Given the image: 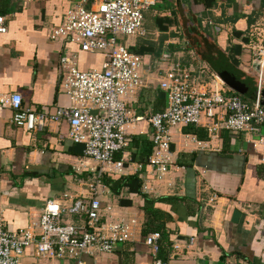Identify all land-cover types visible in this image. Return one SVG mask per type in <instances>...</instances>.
Returning a JSON list of instances; mask_svg holds the SVG:
<instances>
[{"label":"crops","instance_id":"crops-1","mask_svg":"<svg viewBox=\"0 0 264 264\" xmlns=\"http://www.w3.org/2000/svg\"><path fill=\"white\" fill-rule=\"evenodd\" d=\"M79 1L0 0V14L7 23V31L0 33V94L19 92L25 108L48 118L42 129L28 130L12 121V109L0 112V219L11 231L32 226L38 232L48 200L68 206L77 198H88L89 182L102 169L86 157L84 144L70 138L69 122L53 119L58 108L73 104L62 87L61 57H72L84 71L99 69L103 62L101 53L51 37L53 28L64 22L67 10ZM159 3L152 7V14L148 12L152 8L145 13V35L130 36L132 41L124 42L136 52L139 37L151 33L147 28L152 19L165 21L167 30H154L155 40L167 36L164 53L143 55L149 58L145 71L153 86L146 88L147 95L153 92L154 96L160 88L152 70H161L164 63L169 68L183 62L204 82L221 76L229 93L252 102L235 86H252L257 75L253 44L259 39L250 37V32L263 36L264 0H216L211 8L195 0ZM152 104L148 96H139L130 109L142 116L153 111ZM184 128L171 129L174 163L164 175L151 165L140 170L145 192L152 198H169L157 204L167 216L171 241L164 255L166 264H264V142L258 141L264 127L256 135L226 133L208 140ZM149 130L146 120L138 121L132 136L148 135ZM118 156L128 160L127 171L135 173L132 150L128 147ZM101 198L112 207V219L136 218L139 226L133 238L115 251L83 254L86 264H158L159 254H154L143 234V197L136 195L133 205L120 206L109 189ZM65 220L82 223L76 216ZM70 263L40 256L29 246L19 264Z\"/></svg>","mask_w":264,"mask_h":264},{"label":"built area","instance_id":"built-area-1","mask_svg":"<svg viewBox=\"0 0 264 264\" xmlns=\"http://www.w3.org/2000/svg\"><path fill=\"white\" fill-rule=\"evenodd\" d=\"M159 2L80 0L67 10L64 22L53 28L51 37L54 40L75 42L83 51L103 54L101 67L88 71L80 70L72 57H61L62 87L73 104L58 108L53 116L54 120L69 122L70 138L84 144L86 157L94 159L102 169L96 179L89 182L88 198H77L68 206L55 199L48 200L40 214L38 232L32 226L11 231L1 218L0 264H19L29 246H34L40 256L67 260L70 264H86L83 254L113 252L133 238L139 221L136 218L130 221L112 219V207L105 205L101 197L109 190L103 182L104 168L114 174L130 172L126 168L128 160L117 159L116 155L128 149L138 121L146 120L149 124L148 137L153 152L148 165L156 167L162 175L174 163L173 127L200 126L207 130L210 139L226 133L256 135L261 132L264 127L261 103L264 29L262 38L250 32V37L259 39L253 44L254 58L259 63L255 101L229 94L219 75L204 82L196 72L193 74L191 69L173 63L159 80V87L165 94L164 109L142 116L130 109L134 95L150 83L147 82L144 56L132 51L121 37L145 35V13ZM6 31V17L0 14V33ZM7 108L13 111L12 121L28 130L42 129L48 121L45 113L25 108L19 92L0 94V112ZM258 141L264 142V134ZM135 166V172L144 167L139 162ZM66 216L79 217L82 223L69 222ZM161 238L160 231L145 237L155 255L160 252ZM156 262L166 264L161 258Z\"/></svg>","mask_w":264,"mask_h":264},{"label":"trees","instance_id":"trees-1","mask_svg":"<svg viewBox=\"0 0 264 264\" xmlns=\"http://www.w3.org/2000/svg\"><path fill=\"white\" fill-rule=\"evenodd\" d=\"M197 3H203L207 8H211L216 5V0H195ZM165 21L160 17H155L152 22L148 25L147 30L151 31L147 37H139L136 41L137 45L134 46L133 50L142 55H151L153 57H159L163 54L164 43L167 36H161L159 40H155L156 37L154 30L159 28L160 30H167V26L164 24ZM171 21H169L170 23ZM147 27V26H146ZM182 67H187L183 62L180 64ZM191 69L189 66L187 67ZM166 70V69H165ZM192 70V69H191ZM165 73V72H164ZM192 73L195 72L192 70ZM150 85V84H149ZM147 88H153V86H148ZM156 89V88H155ZM160 93V95H159ZM148 94L147 90L141 91L139 93L140 99L142 97L149 98V102L152 101L153 111L163 110L165 107V94L162 89L156 90L154 96ZM229 94H236L241 96L244 100L248 101L245 96L238 93L232 92ZM154 97V100L152 98ZM250 102V101H249ZM150 104V103H149ZM184 130L186 132L195 133L202 140H208L209 135L205 128L198 127L194 125L185 126ZM131 141L129 145V150H132V161L142 163L144 166L148 165L149 158L153 152V144L148 135L137 134L131 136ZM120 155V154H119ZM122 155V153H121ZM121 158L120 156L117 159ZM103 182L109 187L112 194L117 199V203L120 206H131L133 205V198L136 195H141L144 199V204L141 207L145 212V223L143 228V234L145 237L154 231H160L162 234L161 238V248L159 252V257L163 261L168 259L164 256L168 252V248L171 245L169 234L166 232V218L167 216L163 213V210L157 207V204L162 201H168L169 198H152L149 193L143 190L144 179L140 172L129 173V174H114L106 172L103 174Z\"/></svg>","mask_w":264,"mask_h":264},{"label":"rangeland","instance_id":"rangeland-1","mask_svg":"<svg viewBox=\"0 0 264 264\" xmlns=\"http://www.w3.org/2000/svg\"><path fill=\"white\" fill-rule=\"evenodd\" d=\"M167 2H168V0H160V3H159V5H163V4H167ZM155 11V8H152V9H150L148 12H149V14H152L153 12ZM132 37H130V36H124V37H121V40L122 41H124V42H126L127 43V40L128 41H132ZM150 62H149V58L148 57H146V56H144V65L145 66H147L148 64H149ZM166 63H164V65L162 66V68H161V70L160 69H158V70H152L153 72V74H155V76L157 77V80L159 81L161 78H162V72L167 68L166 67V65H165ZM152 74V76H154ZM144 90H146V88H144V89H142V91H144ZM139 93H140V91H138L135 95H134V97L136 98V100H139ZM129 98V97H128ZM127 98V99H128Z\"/></svg>","mask_w":264,"mask_h":264},{"label":"water","instance_id":"water-1","mask_svg":"<svg viewBox=\"0 0 264 264\" xmlns=\"http://www.w3.org/2000/svg\"><path fill=\"white\" fill-rule=\"evenodd\" d=\"M252 81V86H247L248 88L246 86H235V88L238 89L239 92L246 94L249 98L255 101L258 96L257 77L255 76ZM261 103L264 106V88L261 92Z\"/></svg>","mask_w":264,"mask_h":264}]
</instances>
